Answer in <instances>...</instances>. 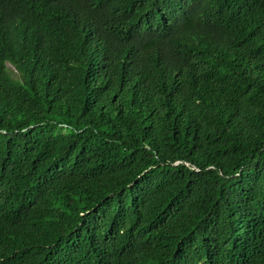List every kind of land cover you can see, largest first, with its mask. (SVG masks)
<instances>
[{"label": "trees", "instance_id": "1", "mask_svg": "<svg viewBox=\"0 0 264 264\" xmlns=\"http://www.w3.org/2000/svg\"><path fill=\"white\" fill-rule=\"evenodd\" d=\"M0 264H264V0H0Z\"/></svg>", "mask_w": 264, "mask_h": 264}]
</instances>
